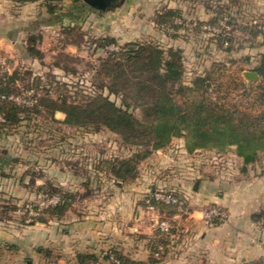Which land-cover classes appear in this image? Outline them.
<instances>
[{"label":"rangeland","instance_id":"obj_1","mask_svg":"<svg viewBox=\"0 0 264 264\" xmlns=\"http://www.w3.org/2000/svg\"><path fill=\"white\" fill-rule=\"evenodd\" d=\"M60 4L62 11L67 14L72 12L78 2L62 0ZM223 6L222 1L215 0L213 18L223 12L232 20L226 34L234 38L229 51L220 47L218 34L203 28L210 21L188 25L177 18L175 26H155V34L141 41L128 40L124 27L113 34L112 25L95 22V18L92 22H85L84 19L83 26L72 31L56 24L47 26L41 23L34 34L41 35L36 46L42 53V58H30L20 49V45L10 49L2 44L0 79L6 84L4 74L18 72L15 82L9 84V96L28 108L39 104L42 98L65 99L68 103L82 104L98 94L108 96L119 105L120 98L109 95L105 88H100L102 82L107 84L106 79L98 74L101 61L106 57L107 51H118L128 44L151 43L164 50H181L183 84L191 86L197 76L205 77L209 74L206 91L208 96L217 101L227 100L231 104L246 107L258 94L256 82L259 78L257 81H250L243 76V71L255 72L253 69L261 54L257 51L261 46L256 41H242L246 33L243 30L247 25L241 19L240 12L235 9L239 13L237 14L229 8L223 11ZM107 13L110 12L93 11L94 17L95 14ZM260 23L264 21L261 20ZM7 30L9 27L0 23V36ZM118 33L122 34L118 36ZM22 40L24 41V37ZM247 57L250 58L249 61L245 60ZM37 110L38 112L32 110L22 113V120L17 126L2 129L0 133V261L3 262L0 264H14L16 254L14 249L10 251L8 248L10 244L18 248L26 247L32 238L31 234L38 235L39 238L45 235V231L39 229L37 233L35 229L47 226L37 221L41 217L40 210L33 207L31 212L27 206H36L44 196H50L59 190L72 192L76 196L79 189L84 198L76 196L72 207L93 206L92 197L101 192L103 185V188L106 187L109 178L103 163L144 152L143 149L124 145L117 135L106 129L96 131L92 128L67 126L62 123V113L56 112L51 116L45 105L39 106ZM133 113L138 119L142 116L140 109H135ZM0 121L3 120L0 118ZM231 148L235 150L233 146L222 153L227 154ZM232 158L223 156L225 162L229 160L236 165ZM262 160V153H259L258 161L253 164L259 166ZM254 171L255 169L253 175ZM231 176L228 173V177ZM169 213L166 210L164 217H172ZM22 229L25 230L23 239Z\"/></svg>","mask_w":264,"mask_h":264},{"label":"crops","instance_id":"obj_2","mask_svg":"<svg viewBox=\"0 0 264 264\" xmlns=\"http://www.w3.org/2000/svg\"><path fill=\"white\" fill-rule=\"evenodd\" d=\"M219 1L235 13L239 11L245 25L264 27L260 23L264 21V0ZM214 5L215 0H123L119 8L107 14L94 17L95 10H91L85 22L95 18V22L108 23L113 26V34L124 27L128 40L141 41L155 34V16L164 9L179 12V20L191 25L211 21ZM40 14L46 16L40 2L0 0V23L9 27L1 34L0 45L10 49L20 45L25 52L26 37L40 28ZM256 42L261 46L260 35ZM262 51L263 46L257 53ZM230 151L188 152L185 140L174 138L142 160L132 180L117 181L105 172L109 176L106 187L103 185L101 192L92 197L93 206L70 205L62 218L35 228L37 233L39 229L45 231L43 238L31 234L26 247L10 244L8 248L16 254L14 264H82L87 256L97 259L93 264H105L108 252L147 263L157 235L145 213L143 197L159 188L174 190L187 198L188 208L170 218L163 215L171 221L173 230L157 264H264V225L256 221L264 210V159L259 166H244L234 150ZM226 155L234 156L236 165L225 162ZM227 172L232 176L228 177ZM78 191L76 196L84 198ZM208 206L225 210L227 221L219 225L205 222L202 210ZM24 232L22 229L21 239Z\"/></svg>","mask_w":264,"mask_h":264},{"label":"trees","instance_id":"obj_3","mask_svg":"<svg viewBox=\"0 0 264 264\" xmlns=\"http://www.w3.org/2000/svg\"><path fill=\"white\" fill-rule=\"evenodd\" d=\"M13 1L18 4L40 2L46 16L42 17L40 14L42 21L39 23L47 26L56 24L67 31L81 27L85 17L92 10L80 0H75L78 5L67 14L62 11V0ZM223 8V11L227 9L226 6ZM224 15L221 12L205 25L217 26ZM177 18H180L179 12L164 9L156 14L154 23L161 28L173 27ZM243 31L246 32V38H242V41L254 42L259 35L263 40L260 43L263 51L253 69L259 76V81L256 82L258 94L246 107L231 104L227 100L217 101L208 96L206 91L209 74L205 77L197 76L191 86L183 84L184 66L180 49L164 50L151 43H134L118 51H107L98 72L107 81V84L102 82L100 88H105L109 95L120 98L119 105L108 96L98 94L82 104L68 103L65 99L42 98L39 104L28 108L16 103L9 96V84L15 82L18 72L14 71L12 75L5 73L7 83L0 79V118L3 120L0 121V133L2 129L17 126L22 120V113L32 110L38 112L37 108L44 105L51 116L56 112L62 113V123L67 126L92 128L96 131L106 129L117 135L124 145L144 151L130 158H117L103 163L106 165L105 171L121 182L134 179L137 165L153 151L165 148L174 138H183L188 152L196 149L223 152L234 146V152L244 166L253 164L258 161L259 153H262L264 159V31L259 30L257 24L247 25ZM226 34L227 32L221 33L217 37L220 47L229 51L234 38ZM40 39L41 35L36 34H30L26 38L25 53L32 59L42 58V53L36 46ZM245 60L249 61L250 58ZM135 109H140V119L135 117ZM174 194L183 197L176 191ZM50 196H58L60 202L40 210L41 217H38L37 221L43 224L62 218L75 198L72 192L60 190ZM155 206L162 218L166 210L170 215L177 213L175 206ZM263 219L264 210L257 216L256 221L260 223ZM221 223L224 222H210L211 225ZM155 231L157 237L151 245L147 263L132 261L117 252L107 254L105 261L110 264H116L113 260L120 264H157L162 259L165 245L169 243L170 233L164 234L158 228H155ZM158 252L159 257L156 258L155 254ZM96 261L94 257L87 256L81 263L93 264Z\"/></svg>","mask_w":264,"mask_h":264},{"label":"built area","instance_id":"obj_4","mask_svg":"<svg viewBox=\"0 0 264 264\" xmlns=\"http://www.w3.org/2000/svg\"><path fill=\"white\" fill-rule=\"evenodd\" d=\"M205 30L212 32L213 34H221L226 33L230 30V17L228 15H224L222 19L219 21L218 25L215 27L204 26ZM264 31V27L261 28ZM13 99V98H10ZM60 202V198L58 196H44L41 199V202L36 206H27L28 209L32 212L34 210L33 207H37V210H43L48 208L49 206L56 205ZM144 202V210L147 214L150 222L154 226V228H158L162 233L169 234L173 230V225L170 220L164 219L161 217L159 211L156 208V204H164L175 206L177 209V213H184L188 208V199L185 197H178L174 194L172 190H166L163 188L155 189L147 192L143 197ZM36 209V208H35ZM202 218L205 222L210 224L214 220H219L221 222H226L228 219V215L220 207L217 206H208L202 210ZM261 225L264 224V219L260 222ZM161 250V247L158 248ZM155 257H159V252L155 254ZM113 259V257L111 258ZM116 264H120L118 261L113 260Z\"/></svg>","mask_w":264,"mask_h":264},{"label":"water","instance_id":"obj_5","mask_svg":"<svg viewBox=\"0 0 264 264\" xmlns=\"http://www.w3.org/2000/svg\"><path fill=\"white\" fill-rule=\"evenodd\" d=\"M81 1L85 3L88 7H90L92 10H97L102 13L112 12L116 8H119L123 3V0H81ZM243 76L250 81H257L259 78L257 73L252 71L243 72Z\"/></svg>","mask_w":264,"mask_h":264}]
</instances>
